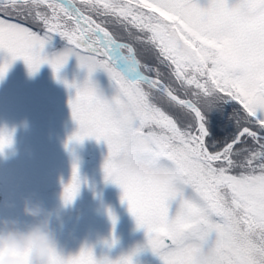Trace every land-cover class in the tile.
I'll return each instance as SVG.
<instances>
[{
    "label": "snow or ice",
    "instance_id": "6c2138e0",
    "mask_svg": "<svg viewBox=\"0 0 264 264\" xmlns=\"http://www.w3.org/2000/svg\"><path fill=\"white\" fill-rule=\"evenodd\" d=\"M53 35L67 47L49 56ZM0 51L9 57L0 79L16 59L30 74L48 64L59 79L76 58L86 77L62 81L75 90L77 125L65 146L105 142L104 179L120 187L162 264H264V0H0ZM98 69L108 94L92 79ZM10 143L0 133V152ZM80 183L74 162L65 204ZM48 264L133 261L82 247L53 250Z\"/></svg>",
    "mask_w": 264,
    "mask_h": 264
},
{
    "label": "rangeland",
    "instance_id": "374dc122",
    "mask_svg": "<svg viewBox=\"0 0 264 264\" xmlns=\"http://www.w3.org/2000/svg\"><path fill=\"white\" fill-rule=\"evenodd\" d=\"M57 40L58 36L53 35L45 44L43 53L51 56L67 47L64 41L56 49H51L52 41ZM8 61L7 54L0 51V64ZM58 77L53 75L48 64L40 65L35 73L30 74L25 63L16 59L8 64L4 77L0 79V133L11 138V143L0 152V180L3 183L0 217L27 220L20 209L21 201L29 198L57 215L53 228L56 249L62 256L75 255L82 247H90L96 259L107 257L114 261L122 256L132 239L138 248L135 252L138 264H162L147 246L145 232L137 227L127 202L121 199L120 187L104 179L103 164L108 149L103 140L98 144L102 148L101 170L99 168L97 173L100 185L97 187L98 181L93 192L84 195L80 184L72 202H63V185L69 179L53 184L52 165L66 155L77 157L92 138L65 146L77 125L68 103L75 90L66 87L62 81L80 84L86 72L78 66L74 56H69ZM92 79L108 94V81L102 70L94 72ZM41 179L49 182V190L40 188ZM174 208L173 202L170 213ZM109 211L115 217V224L109 218ZM128 253H131L130 249Z\"/></svg>",
    "mask_w": 264,
    "mask_h": 264
},
{
    "label": "clouds",
    "instance_id": "9594fccd",
    "mask_svg": "<svg viewBox=\"0 0 264 264\" xmlns=\"http://www.w3.org/2000/svg\"><path fill=\"white\" fill-rule=\"evenodd\" d=\"M20 211L27 220L0 217V264H48L52 251H57V215L29 198L21 201Z\"/></svg>",
    "mask_w": 264,
    "mask_h": 264
},
{
    "label": "flooded vegetation",
    "instance_id": "af4514ba",
    "mask_svg": "<svg viewBox=\"0 0 264 264\" xmlns=\"http://www.w3.org/2000/svg\"><path fill=\"white\" fill-rule=\"evenodd\" d=\"M99 142L96 141L94 138L91 140L89 139L84 147L81 148V153L77 156H67L58 158L56 162L52 165V174L51 178L53 181V184H58L63 179H69L71 178L72 174V165L75 162L78 167V174L81 181V187L84 189V195L87 192H90L89 195L93 192L95 189L98 181H100L99 174L97 175L99 171V168L101 170V167L99 165V159L101 155L102 148L98 147ZM98 160V161H97ZM97 161V163H96ZM92 167V169L90 168ZM47 182L43 179L40 180V183ZM49 183V182H48ZM101 181L97 185V187L100 185ZM50 187H48L45 190H49ZM88 195V196H89ZM87 198V197H86ZM129 249L131 253L129 254ZM122 256H128L130 255L133 261V264H138L139 261L137 259V256L135 255V252L138 251V248L136 245H134L133 240H130V246L125 248ZM121 257V256H120Z\"/></svg>",
    "mask_w": 264,
    "mask_h": 264
},
{
    "label": "trees",
    "instance_id": "16d2710c",
    "mask_svg": "<svg viewBox=\"0 0 264 264\" xmlns=\"http://www.w3.org/2000/svg\"><path fill=\"white\" fill-rule=\"evenodd\" d=\"M75 3L77 4V6H80V0H75ZM22 22H26V21H22ZM108 30L113 34V36L115 37V39H117L118 41L122 42V43H131L132 41L129 39V37L127 36V34L122 31L121 29H119L118 27L113 26L112 24H108L107 25ZM58 36V35H57ZM64 42V40L58 36V40L57 41H52V45H51V49H56L57 47H59L60 45H62ZM134 47L136 48V56L137 59L141 60V62H145V57H144V50L142 48L141 45H134ZM126 53V51L124 52ZM154 75V74H152ZM165 82H167V80H165ZM181 96L183 97V93H181ZM183 98H187V97H183ZM231 109H229V112L231 113ZM155 131H159V129H155ZM218 137L219 134L222 130L218 129ZM3 184L0 181V197L2 195V188Z\"/></svg>",
    "mask_w": 264,
    "mask_h": 264
},
{
    "label": "water",
    "instance_id": "95a60500",
    "mask_svg": "<svg viewBox=\"0 0 264 264\" xmlns=\"http://www.w3.org/2000/svg\"><path fill=\"white\" fill-rule=\"evenodd\" d=\"M49 185L47 183H42L41 188L46 189Z\"/></svg>",
    "mask_w": 264,
    "mask_h": 264
}]
</instances>
